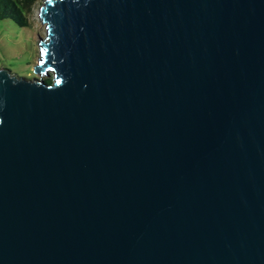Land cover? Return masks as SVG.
I'll return each mask as SVG.
<instances>
[{"label": "water", "instance_id": "obj_1", "mask_svg": "<svg viewBox=\"0 0 264 264\" xmlns=\"http://www.w3.org/2000/svg\"><path fill=\"white\" fill-rule=\"evenodd\" d=\"M39 17L40 77L0 69V264H264V0Z\"/></svg>", "mask_w": 264, "mask_h": 264}, {"label": "rangeland", "instance_id": "obj_2", "mask_svg": "<svg viewBox=\"0 0 264 264\" xmlns=\"http://www.w3.org/2000/svg\"><path fill=\"white\" fill-rule=\"evenodd\" d=\"M42 0L30 16V26L21 28L10 19L0 20V69H9L25 78L40 77L34 72L40 58L39 36L46 37V25L39 17ZM45 80L53 76H44Z\"/></svg>", "mask_w": 264, "mask_h": 264}, {"label": "trees", "instance_id": "obj_3", "mask_svg": "<svg viewBox=\"0 0 264 264\" xmlns=\"http://www.w3.org/2000/svg\"><path fill=\"white\" fill-rule=\"evenodd\" d=\"M41 0H0V20L10 19L21 28L30 24V16ZM52 83V79L46 80Z\"/></svg>", "mask_w": 264, "mask_h": 264}]
</instances>
